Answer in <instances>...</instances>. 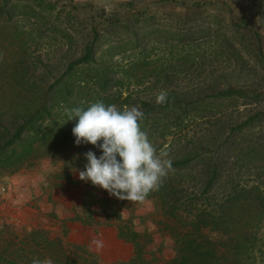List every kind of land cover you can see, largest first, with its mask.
Here are the masks:
<instances>
[{
  "label": "rangeland",
  "instance_id": "rangeland-1",
  "mask_svg": "<svg viewBox=\"0 0 264 264\" xmlns=\"http://www.w3.org/2000/svg\"><path fill=\"white\" fill-rule=\"evenodd\" d=\"M52 1L55 7L41 12L39 19L18 14L24 4L28 9L35 6L34 0L20 2L11 17L1 13L0 83L53 81L81 55L84 43L99 33L100 39L119 45L116 49H127L123 55L111 58L108 53L104 58L114 80L119 79L120 71L141 75L137 84L125 90L131 94L129 107L143 111L144 99L159 109L156 96L161 91L176 95L174 99L181 102L170 114L164 138L159 130L154 134L158 153L166 146L174 149L177 141L184 145L195 139L204 142L202 147H208L211 154L222 157L225 173L233 175L236 185L247 188L264 182V160L255 162L246 156L249 147H264V0ZM127 19L136 22V38L129 36ZM125 38L130 40L124 43ZM24 40L26 44H22ZM228 88L258 96L251 100L239 94L225 96ZM256 112L261 118L253 126L238 127ZM58 168L47 158L37 162L31 172L39 175L42 185L28 192L26 205L12 210L2 197L0 253L4 258L0 264H8L10 259L15 264H31L33 258L47 257L52 264H66L60 254L51 255L22 241L36 228L43 229L48 238L61 237L71 247L84 249L79 253L89 264L128 259L132 245L116 236L114 226L70 224L69 208L79 191L76 185L49 182ZM5 177L0 174V180ZM0 191L2 195L4 185ZM258 203L264 206L263 199ZM123 215L152 236L149 248L160 250L156 264H165L173 256L172 239L159 231L160 214L152 200L130 203ZM258 236L264 240V225ZM94 239L103 241L101 249L91 243ZM258 255L264 259V254ZM75 259L73 264H79L81 258Z\"/></svg>",
  "mask_w": 264,
  "mask_h": 264
},
{
  "label": "trees",
  "instance_id": "trees-1",
  "mask_svg": "<svg viewBox=\"0 0 264 264\" xmlns=\"http://www.w3.org/2000/svg\"><path fill=\"white\" fill-rule=\"evenodd\" d=\"M22 1L0 0V15L11 17ZM34 1L35 6L29 7L31 12L24 4L18 14L39 19L41 12H51L55 7L52 0ZM126 22L129 36L136 38V22L130 19ZM128 40L125 38L124 43ZM22 44H26L25 40ZM118 46L100 39L96 33L84 43L81 55L70 61L53 81L23 83L12 79L0 83V174L32 171L39 160L50 159L59 168L49 174L52 177L49 182L78 187V197L69 208L68 220L86 226H114L116 236L132 245L128 259L112 264H156L160 250L149 248L152 236L145 229H137L133 219L123 215L124 209L133 202L119 200L78 178V170H83L86 164L83 154L92 150L99 156L100 151L91 144L74 143L71 130L76 120L66 121L64 112L66 107H86L97 100L118 108L130 106L131 94L125 90L128 85L137 84L141 75L137 71H120L119 79L114 80L104 58L108 53L111 58L119 53L123 55L127 49H116ZM113 82L117 83L113 85ZM112 86H115L114 91ZM235 94L249 100L258 96L245 89L228 88L224 93L225 96ZM175 97L168 93L159 109L151 101H141L144 113L141 128L156 149L155 132L159 130L164 138V132L170 128V114H174L178 110L176 105L181 103ZM259 118L261 113L256 112L238 127L253 126ZM175 143L174 149L166 146L159 151L167 153L172 168L159 189L146 198L153 201L160 214L156 222L159 231L168 234L173 242V256L165 264H264V259H259L258 255L264 254V240L258 236L264 225V206L258 203L260 198L264 200V182L247 188L236 185L233 175L225 173L222 157L202 147L204 142L193 139L184 145ZM246 153L255 162L264 160V147L251 146ZM39 184L42 185L41 179ZM27 234L28 238L22 241L51 255L60 254L66 264L76 262V256L81 258L79 264H89V259L79 253L84 249L71 247L61 237L48 238L41 228ZM3 258L0 253V262ZM8 264L15 261L10 259Z\"/></svg>",
  "mask_w": 264,
  "mask_h": 264
},
{
  "label": "clouds",
  "instance_id": "clouds-1",
  "mask_svg": "<svg viewBox=\"0 0 264 264\" xmlns=\"http://www.w3.org/2000/svg\"><path fill=\"white\" fill-rule=\"evenodd\" d=\"M167 100L161 91L156 103ZM67 120H76L72 128L74 143L91 144L98 148L97 156L92 150L83 155L86 160L83 170H78L81 181L105 190L119 200L144 202L149 193L156 191L172 168L167 153L157 152L140 122L144 113L136 106L118 108L102 100L64 109ZM97 250L103 241L91 242ZM31 264H52L51 259L33 258Z\"/></svg>",
  "mask_w": 264,
  "mask_h": 264
},
{
  "label": "crops",
  "instance_id": "crops-1",
  "mask_svg": "<svg viewBox=\"0 0 264 264\" xmlns=\"http://www.w3.org/2000/svg\"><path fill=\"white\" fill-rule=\"evenodd\" d=\"M34 172L23 171L22 174L18 175L13 174L9 177H5L0 180V188L2 185L5 186V191L0 195V203L4 205L5 198L6 204L12 209L15 210V207H21L28 203L27 196L28 192L39 185L40 179ZM2 184V185H1ZM3 188V187H2ZM4 189V188H3ZM1 193V191H0ZM1 207V206H0ZM19 214V213H18ZM77 224V221H71L70 224ZM80 223V222H79Z\"/></svg>",
  "mask_w": 264,
  "mask_h": 264
}]
</instances>
